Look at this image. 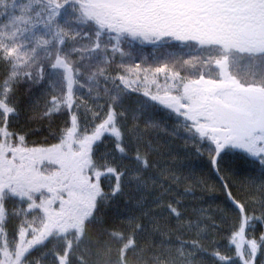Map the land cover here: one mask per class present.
I'll use <instances>...</instances> for the list:
<instances>
[{
    "label": "snow or ice",
    "instance_id": "obj_1",
    "mask_svg": "<svg viewBox=\"0 0 264 264\" xmlns=\"http://www.w3.org/2000/svg\"><path fill=\"white\" fill-rule=\"evenodd\" d=\"M0 264H264V0H0Z\"/></svg>",
    "mask_w": 264,
    "mask_h": 264
},
{
    "label": "trees",
    "instance_id": "obj_2",
    "mask_svg": "<svg viewBox=\"0 0 264 264\" xmlns=\"http://www.w3.org/2000/svg\"><path fill=\"white\" fill-rule=\"evenodd\" d=\"M134 56L143 58L147 57L149 62L153 55L152 49L150 46H145L143 53L134 52ZM139 62V59H137ZM175 151L178 155L175 158V163L178 168H180L185 175L192 174L195 179L201 182V187L194 189L195 197L187 198L189 203H205V204H223L225 199L224 192L220 188L219 180L215 179L212 176H209L207 170L205 169V163L207 157H197L191 150H185L184 144L182 141L177 140L174 144ZM178 164H186L185 167L179 166ZM203 172V175L201 173ZM237 170L233 169L232 171L226 170L223 175L231 176L234 184H237L240 181L245 179L243 171L240 170V174H235ZM207 181V184H203V181Z\"/></svg>",
    "mask_w": 264,
    "mask_h": 264
},
{
    "label": "rangeland",
    "instance_id": "obj_3",
    "mask_svg": "<svg viewBox=\"0 0 264 264\" xmlns=\"http://www.w3.org/2000/svg\"><path fill=\"white\" fill-rule=\"evenodd\" d=\"M178 165H179V166H183V167H185L186 164H183V165H182V164H178ZM185 168H186V167H185Z\"/></svg>",
    "mask_w": 264,
    "mask_h": 264
}]
</instances>
